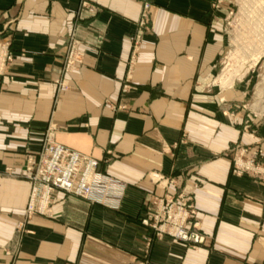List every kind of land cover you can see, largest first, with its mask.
I'll return each mask as SVG.
<instances>
[{"label":"crops","instance_id":"crops-1","mask_svg":"<svg viewBox=\"0 0 264 264\" xmlns=\"http://www.w3.org/2000/svg\"><path fill=\"white\" fill-rule=\"evenodd\" d=\"M0 0V264H262L264 183L228 151L264 159V94L219 85L234 0ZM82 63L65 73L70 38ZM253 73V71L248 74ZM253 107V108H252ZM98 162L96 203L54 191L24 219L27 158L47 139ZM190 197L200 245L141 225L157 199Z\"/></svg>","mask_w":264,"mask_h":264},{"label":"rangeland","instance_id":"rangeland-1","mask_svg":"<svg viewBox=\"0 0 264 264\" xmlns=\"http://www.w3.org/2000/svg\"><path fill=\"white\" fill-rule=\"evenodd\" d=\"M138 1L141 5V12H142V9H143L142 3L140 0H138ZM149 3H150V0H149ZM150 6H151V3H150ZM263 6H264V0H234V9L230 13L229 19H228L232 43H231L230 47L228 48L224 58L221 59V61H220V65H219V68L217 71V74L219 75L218 79H217L218 82H219V77L222 75V73L227 68L229 55L237 52L239 49L248 51V50L252 49L251 46H257V45H258L257 46L258 50L256 52L257 55L260 53L264 54V45H263L264 44V41H263L264 40V12H263L264 8H261L263 10H261L259 8V7H263ZM248 8L250 11L248 10ZM255 9H258V10H255ZM261 12H263V14ZM256 14H257V16H256ZM254 19L255 20L257 19L258 21H255ZM252 22H253V24H252ZM141 26H143L142 23H141ZM4 45L7 47V51L9 52V56H10V61L8 62L7 66H6V69H7L8 65L12 61V54L9 51L7 43H5V44L0 43V52H3V50L5 48ZM79 47H80V41L77 40L74 36L71 37L69 44L67 46L65 57H64V64H65L66 68H67V66H69L68 68H70L71 67L70 64H73L74 67L72 66V68H70L69 70H68V68H67V70L64 69L65 73L73 72L79 67V65H81L83 55L79 51ZM6 69H5V72H6ZM251 71H253V73L248 74ZM5 72L2 75H4ZM2 75H0V77ZM251 75L254 78L253 81L255 80V83H257V85H258V86H256V88H258V91L255 92V94H256L255 98H254V100H252V106L255 107V106L260 104V101H259L260 95L264 94V55L261 56L257 60L256 64L252 68H250L248 70V72L240 80H234L233 83L243 81L245 78L248 79ZM50 141H52V140L50 139ZM52 143H54V142L52 141ZM54 144H56V143H54ZM228 153L232 159L233 168H234L236 173H238L241 176L252 177L256 181L264 183V159H260L259 153H256V155L250 154L249 148L242 146V145H235L233 148H231L228 151ZM32 157H34L35 160L32 159ZM36 157H37V153L35 156H29L27 158V163H29L28 162L29 160L30 161L31 160L36 161L38 159V158L36 159ZM27 166H28V164H27ZM97 168H98V166H97ZM26 171H27V167L25 169V172ZM96 172L99 173L97 170H96ZM24 175H25V173H24ZM24 175H23V178L25 180H27V178H25ZM27 181L30 183V186H31L30 187V194H29V198H30V195L32 193L34 185L29 180H27ZM37 189H38V191H37L38 196L35 200V205L39 206V204H40L39 197L41 196V190L40 189H42V188L38 187ZM54 191H59V190H54ZM54 191L51 192V194L49 196V201L45 205V210H44L45 214L48 211V207H49V204L51 202V195ZM60 192H62V191H60ZM68 195H70V194H68ZM29 198H28V202H29ZM96 203H99V201ZM152 204L154 206L153 207L154 209H155V207L157 209H159L161 205L163 207L166 206L167 211L172 216H178L180 214H183L184 216H186L184 223H182V226L184 227V229H187V231L191 232V233H197V223H192L191 225H189V223L191 222V220L193 218V214H194V208H193L190 197L178 195L173 199H163V198L157 199ZM27 205H28V203H27ZM24 215H25V212H24ZM35 215H38V214H35ZM33 216H31L29 219H25V217H24V219L26 221H28ZM165 221H167L166 217H161V219L157 220V222L150 221L147 226H144L142 223H141V225L144 228L152 230L154 236L157 238L166 236V237H169V238L176 240V241L185 242V243H189L191 245H195L191 241H188V240L183 241L179 237L176 238V237L168 235L167 233H163V232H165V230H167V227H166L167 222H165ZM175 224H178L181 226V219L177 218L175 220ZM167 225H169V224H167ZM153 227H155V228H153ZM198 235L200 236V234H198ZM200 237H202V236H200ZM202 242H204L203 238H202ZM262 264H264V263H262Z\"/></svg>","mask_w":264,"mask_h":264},{"label":"built area","instance_id":"built-area-1","mask_svg":"<svg viewBox=\"0 0 264 264\" xmlns=\"http://www.w3.org/2000/svg\"><path fill=\"white\" fill-rule=\"evenodd\" d=\"M140 1L143 6L141 23L145 26L150 15V3L149 0ZM5 48L3 52H0V75L5 72L6 66L10 61L9 52L6 46ZM70 66V68H72V66L74 67L73 64H70ZM68 67L69 66H67V68ZM67 68L65 67V70H67ZM70 68H68V70ZM32 159H34V157H32ZM36 159V161H28L27 171L24 175L25 178L34 185L28 205L25 209V219H29L35 214L44 215L45 205L48 203L49 196L54 190H59L66 194L93 202H100L103 196L113 191L115 182L106 179L96 172L98 166L96 160L80 155L61 145L54 144L50 139H47L43 143L40 151L37 153ZM36 187L42 188L40 189L41 196L39 197V206L35 205V200L38 196V189ZM161 217H166L167 221L165 222L169 224H166L167 230L163 233H167L176 238L179 237L183 241H191L195 245L203 243L202 238L197 233L188 232L187 229H184L182 226L186 216L183 214L172 216L167 211L166 206L163 207L161 205L159 209L155 207L154 210L148 209L141 223L147 226L150 221L157 222ZM177 218L181 219V226L175 224Z\"/></svg>","mask_w":264,"mask_h":264},{"label":"bare ground","instance_id":"bare-ground-1","mask_svg":"<svg viewBox=\"0 0 264 264\" xmlns=\"http://www.w3.org/2000/svg\"><path fill=\"white\" fill-rule=\"evenodd\" d=\"M259 8L260 9L264 8V6L259 7ZM258 9H255V10H258ZM248 10H249V8H248ZM261 10H263V9H261ZM263 12H261V13L263 14ZM256 16H257V14H256ZM257 19L256 20L254 19V20L258 21L259 19L258 20ZM252 24H253V22H252ZM257 46H251L252 49H250L248 51L239 49L237 52L229 55L227 68L222 73V75L219 77V85L222 88H229L232 85V83L234 82V80H240L248 72V70L256 64L257 60L261 56L264 55L263 53H260L257 55V53H256L258 50Z\"/></svg>","mask_w":264,"mask_h":264}]
</instances>
